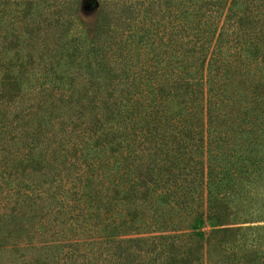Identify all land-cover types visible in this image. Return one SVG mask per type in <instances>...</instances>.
Instances as JSON below:
<instances>
[{
	"label": "trees",
	"instance_id": "obj_1",
	"mask_svg": "<svg viewBox=\"0 0 264 264\" xmlns=\"http://www.w3.org/2000/svg\"><path fill=\"white\" fill-rule=\"evenodd\" d=\"M0 264H264V0H0Z\"/></svg>",
	"mask_w": 264,
	"mask_h": 264
},
{
	"label": "rangeland",
	"instance_id": "obj_2",
	"mask_svg": "<svg viewBox=\"0 0 264 264\" xmlns=\"http://www.w3.org/2000/svg\"><path fill=\"white\" fill-rule=\"evenodd\" d=\"M207 229H210V226H208Z\"/></svg>",
	"mask_w": 264,
	"mask_h": 264
}]
</instances>
